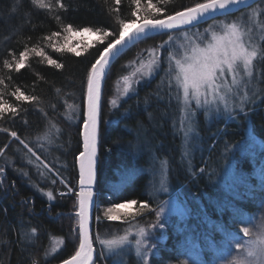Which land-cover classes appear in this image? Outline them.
Returning a JSON list of instances; mask_svg holds the SVG:
<instances>
[{"label": "trees", "instance_id": "16d2710c", "mask_svg": "<svg viewBox=\"0 0 264 264\" xmlns=\"http://www.w3.org/2000/svg\"><path fill=\"white\" fill-rule=\"evenodd\" d=\"M46 2L53 6L52 11L37 8L31 0H0V78L4 80L0 85V99L18 108L14 119L6 114V118L0 120V127L17 131L41 160L53 172H58L74 191L64 197L57 195V189H67L59 179L28 154L18 141H11L6 133H0V147L11 141V147L5 150L4 156H0V168L6 169L0 176V264H32L33 260L36 264H44L46 255L47 264H61L74 254L78 246V236L73 234L76 226L74 192L78 185L75 157L81 150L86 75L107 41L90 44L80 56L67 51L56 52L53 43H58L57 39L64 35L62 28L67 24L77 29L103 28L118 34V19H136L131 15L135 10L132 0H120L119 5L115 0H60L64 8L57 7L56 0ZM195 2L197 0H170L166 6H157L166 8L170 14ZM144 3L146 0H142ZM52 32L60 33V37L56 41L44 40ZM165 39L166 36H154L130 47L109 68L102 87L95 201L100 207H107L125 199L149 200L153 210H158L163 204L161 202H165L167 197L157 202L149 196L147 174L134 173L127 168L133 166L131 161L139 154L128 141L145 136L151 147L156 149V154L168 161L170 193L182 202L185 211L183 216L163 224L160 240L153 248L155 255L149 256L150 264H226L236 253L232 235L240 236L241 243L245 238L240 232L244 226L241 219L254 218L248 225L253 232L263 221L264 207L260 205L264 202V176L261 175L264 153L254 150L235 155V174L230 184L227 182L225 190L218 183H210L204 170L201 172L202 165L198 159L192 161V171L187 169V164L180 159L179 141L171 124L174 113L170 112L177 111V104L166 100L168 95H160L161 71L149 79L139 74L132 76L148 55L145 50L157 47ZM33 46L42 49L62 67L56 69L31 52L25 67L19 72L14 65L11 69L3 67L5 60L11 61L13 57L18 60L20 52ZM124 76L133 77L134 82L143 79L126 97L121 93ZM17 87L25 95L37 99L16 101L11 93ZM113 99L117 100L116 105L110 103ZM72 108L76 110L71 112ZM198 120V131L203 141L209 147L213 144L211 160L216 164L219 141L237 142L243 135L242 131L234 121L217 120L213 122L214 134L207 137L201 115ZM251 127L264 141V102L251 114ZM41 179L46 185L51 184L49 189L54 195L51 202L38 191L45 187ZM110 186L122 189L123 194L110 196ZM134 208L141 213L136 222L145 227L153 222L155 211H142L138 205ZM126 224L108 221L102 214L100 222L95 223V232L101 238L112 236ZM33 228L36 229L34 235ZM61 239L63 244L58 243ZM54 246L56 252H53ZM96 259L99 261L98 255ZM123 264H136L134 253L128 255Z\"/></svg>", "mask_w": 264, "mask_h": 264}, {"label": "snow or ice", "instance_id": "6c2138e0", "mask_svg": "<svg viewBox=\"0 0 264 264\" xmlns=\"http://www.w3.org/2000/svg\"><path fill=\"white\" fill-rule=\"evenodd\" d=\"M19 2V0H17ZM170 0H132L135 10L131 15L136 19L125 21L118 19V34L103 28H74L71 24L64 25L63 43H53L56 52H72L80 56L81 52L86 50L81 48L77 51L71 44L72 36H83L91 34L97 37V42L106 46L99 52L95 61L87 69L86 87L83 98L82 119L83 126L80 135L83 138V150L75 157L79 169V190L75 191L76 201L74 204V216L76 226L73 228V234L78 236V246L74 254L64 259L62 264H123V260L134 251L136 264H150L149 256L155 253L152 251L156 247L151 240L152 232L149 228L134 225L137 216L141 213L122 212V209H133L138 205L139 209L146 212L155 211V221L149 226L151 230L163 227L161 216L163 206L158 210L150 207L151 201H139L137 199H125L120 203H113L103 211L104 217L108 221H122L130 226L124 230L123 235L114 236L111 239L96 236L95 241L91 234V213L96 206L94 198V184L97 179L98 168V130L101 115V97L102 84L106 80L109 68L114 60L124 54L126 49L135 46L138 43L146 41L154 36H166L157 47L146 49L151 57L146 63L141 61V68L137 69L132 76L139 74L142 78H150L160 70L161 52L167 48L168 67L164 70L168 78V98L169 101L175 100L179 105L180 131L183 133L181 150L182 159L191 156V145L198 137V116L203 114L207 118L213 113H226L232 116L233 111L239 109L244 112L245 104L251 99L248 89L256 88L261 81H264V67H258V63L264 64V0H258V7L252 8L245 14L242 9L251 8L254 0H197L191 6L182 7L180 10H174L167 13L166 8L157 5H168ZM31 3L40 9L52 11V5L46 0H31ZM117 5L120 0H115ZM56 6L64 8L60 0H56ZM15 11V9H13ZM118 11V9H113ZM235 13H241L239 18L229 19ZM59 20L60 17L57 16ZM212 21L203 32L199 31V26L203 23ZM197 29L193 32L192 29ZM177 33L182 34V41L173 47L177 40ZM60 33L52 32L50 36H45L46 41H56ZM43 58L47 63L56 69L62 65L55 59L50 58L42 49L35 46L20 52L19 59L15 57L11 61L5 60L3 67L11 69L13 65L19 72L25 67L29 53ZM11 55V53H10ZM256 76L254 84L253 77ZM164 77H162L163 80ZM123 94L128 95L133 90L132 77H123ZM140 81H137L139 83ZM4 80L0 78V85ZM259 88L252 92L256 96ZM241 92L244 94L241 95ZM2 95V93H0ZM16 101L31 102L37 98L25 95L19 87L11 93ZM162 98V97H161ZM259 99H264L261 96ZM238 101V102H237ZM147 103V99L145 101ZM112 105L117 104V100L110 101ZM70 108L72 106H69ZM257 111V105L253 102L249 112L245 113V120L251 119V114ZM18 113V108L0 99V120L6 118V114L14 119ZM151 116V114H149ZM127 118V117H125ZM234 118V117H233ZM175 127V124L173 125ZM0 133H6L11 141H18L27 153L34 156L36 161L43 164L45 169L53 173L59 179L60 183L68 189V193L74 190L68 186L65 180L60 177L58 172H53L49 165L41 160L26 139L21 138L17 131L10 128L0 127ZM11 141L0 147V156L5 155V150L11 147ZM239 151V149H238ZM151 159L155 160L153 156ZM31 163V160L29 159ZM138 172L140 170H137ZM168 171V161H161V188L167 191L166 174ZM6 172L5 168H0V176ZM203 172V170H201ZM27 175V173H25ZM43 175V173H41ZM156 175L155 172L152 173ZM261 175L264 176V169H261ZM55 183V181H53ZM154 186V182H153ZM123 190L110 186V196L119 197ZM49 202L53 201V191L43 193ZM67 193L59 192L60 197ZM264 207V202L261 203ZM130 217V219H129ZM97 223L100 222L97 216ZM254 218L243 217L240 228L243 237L247 238L241 243V237L233 234L231 239L235 241L237 255L232 256L229 264H264V223L257 226V231L253 232L248 226ZM32 234L36 233L33 228ZM25 235H27L25 233ZM135 237V240L130 237ZM58 243L63 244V240ZM100 245L99 248L95 244ZM53 247V252H56ZM159 250V249H157ZM99 254V261L96 254ZM48 256H45L44 264H47ZM32 264H36L33 260Z\"/></svg>", "mask_w": 264, "mask_h": 264}, {"label": "rangeland", "instance_id": "374dc122", "mask_svg": "<svg viewBox=\"0 0 264 264\" xmlns=\"http://www.w3.org/2000/svg\"><path fill=\"white\" fill-rule=\"evenodd\" d=\"M253 6L251 8L244 9L243 12L245 14H247L248 12L251 11L252 8L258 7V5L254 6V7ZM240 15H241V13H239L235 16H232L229 19L239 18ZM259 18H264V17H258V19ZM211 23H212V21H210L205 26L200 25L199 31L203 32L204 29L207 28L208 25ZM192 31L195 32V31H197V29L194 28V29H192ZM176 35L178 38L175 41L173 47H175L176 45H178L182 41V34L177 33ZM62 37H63V35H61V37L57 39V42L60 44L63 43ZM96 41H97L96 36L91 35V34H85L83 36H72V39L70 42L74 47H76L77 51H81V48H86L90 44L95 43ZM167 52H168V49L165 48L161 52V56H160L161 64H160V70L159 71H161L162 77H164L162 82H161L162 86H161V91H160V95H162V96H167V93H168V78L164 72V70L168 67ZM149 59H151V57L149 55H147L145 57V59L142 61L146 63ZM257 63H258V67H264V64H261L260 62H257ZM139 66H140L139 68H141V64ZM129 77H131V76H129ZM142 80L143 79H139L138 81L142 82ZM253 82H254V84L256 82V76L255 75L253 77ZM136 84H137V81L134 82L133 77H132L133 90L130 91V93L135 91V85ZM256 88H259L260 90L257 91L256 96H252L251 94L253 91H256ZM256 88L250 87L248 89V94L251 97V99L246 102L244 112H240L239 109H236L235 111H233L232 116L230 117L226 113H223V111L221 110L220 113L211 114L207 118V121H208L207 123H206L205 116L203 114H200L202 119H203V124L205 127L204 130H205V134L207 135V137L214 134L216 128H215V126H213V122L217 121V120H220V121L223 120L226 122H230V121L236 122L237 125L239 126L238 129H240V131H242V134H243L241 136V138L238 139L237 142H229V143L224 142V143H222L223 141L221 140L222 142L220 143V141H219V155H218L216 164H214L211 160V152H212V145L213 144H211L209 147L207 145V143L203 141L202 134H200L199 131H198L197 139L191 145L190 152H191L192 158H191L190 162H189V159L187 157L182 159L181 143H182L183 133L180 131L181 112H180L179 105L176 103L177 104L176 105L177 111L176 110H174V112L169 111L171 114L174 113L171 124H172L173 133L178 138V141H179L180 159H182L187 164V169H190V171H192V169H193V162L192 161L195 160V158L198 159V162L201 163V165H202L200 170H204L205 177L207 179L209 178V181L211 184L218 183V185L223 190L228 188V187L226 188L227 182L230 184L229 181L234 177V174H235L234 156L235 155L241 156L242 154L245 153V151L246 152L249 151L252 153V151H254V150L262 151L264 153V141H262L260 138H258L255 135L254 131L252 130L251 119L245 120V118H244L245 113L248 112L247 109L252 106L253 102H255L257 106L260 105L261 103L263 104V102H264V99H259L261 96H264V81H261L258 85H256ZM121 93L123 94V88H122ZM243 94L244 93L241 92V95H243ZM128 95L123 94V97H126ZM166 100H169V98L167 97ZM172 101L176 102L174 99ZM73 110H76V109L75 108L70 109L71 112ZM174 124H175V127H173ZM222 130H220L219 132H221ZM129 143L131 146H134L135 148L138 149L139 154L134 159H132L131 163L133 166H131V168L130 167H127V168L134 171V173L136 172V173L147 174V176H148V194L152 199H154V201L160 202V201H162L163 197H167L165 202H161V203H163V204H161V206H163V213L161 216V222L164 224V223L168 222L170 219L183 216L185 214L184 213L185 211H184V206H183L182 202L175 195H172L170 193L171 189H170V185L168 182V171L166 174L167 191L160 190V188H161V183H160V181H161V176H160L161 161L166 160V158L159 157V155L156 154V149L151 147L149 140L145 136H139L136 141L129 140L128 144ZM238 149H239V151H238ZM153 156L156 157L155 160L151 159V157H153ZM168 168H169V165H168ZM137 170H140V171L138 172ZM153 172L156 173L155 176L152 175ZM130 174H131V171H130ZM41 182H44L45 187L39 188L38 189L39 192L44 193L46 191H51L50 190L51 189L50 183H49L50 185H48V184L46 185V182L43 179H41ZM153 182H154V186H153ZM45 188H46V190H45ZM43 189H44V191H43ZM107 207H109V206H107ZM105 208L106 207H103V206L100 207L96 203L95 212H94V222L95 223L97 222V219H96L97 216H99V218H100V216H102ZM121 211L122 212H134L135 208H133L131 210L130 209H122ZM155 219H156V217L154 216L153 222L155 221ZM137 223L140 226H142V224H140L139 222L134 221L133 222V231L135 230L134 225ZM151 223H149V226L151 225ZM261 223H264V214H263V221ZM129 226H130L129 224H126L121 229L120 232L115 233L112 236H106L103 238L111 239L114 236L123 235L124 230L126 228H128ZM149 226H146V227L143 226V227L149 228V231L152 232V235H151L152 242L157 243L158 239L160 240V237H161L160 233H162L163 227L160 229H155L153 231L150 229ZM256 231H254V232H256ZM97 235H98V233L94 232V230H93L92 237H93L94 241H95V238ZM130 239L133 240V242H134L135 237L134 236L130 237ZM245 239H247V238H244L243 241ZM95 247L99 248L100 245L98 243H96ZM132 253H134V251ZM96 255L99 256L98 253ZM234 255H237V251ZM231 258L229 260H227V262L230 261ZM227 262H226V264H229V262L228 263Z\"/></svg>", "mask_w": 264, "mask_h": 264}, {"label": "water", "instance_id": "95a60500", "mask_svg": "<svg viewBox=\"0 0 264 264\" xmlns=\"http://www.w3.org/2000/svg\"><path fill=\"white\" fill-rule=\"evenodd\" d=\"M258 3V0H254V2H252V4H251V6H253V5H255V4H257ZM242 10H244V9H242ZM236 14V13H235ZM234 15V14H233ZM208 22H210V21H208ZM203 24H205V23H203ZM203 24H201V25H203ZM127 50V49H126ZM125 50V51H126ZM115 61V60H114ZM113 61V62H114ZM113 64V63H112ZM111 64V65H112ZM111 67V66H110ZM104 83V82H103ZM102 87H103V84H102ZM82 126H83V124H82ZM82 126H81V130H82ZM82 145H83V138H82V136H81V150L80 151H82L83 150V148H82ZM75 164H76V161H75ZM76 169H77V175H78V190H79V169H78V166H77V164H76ZM94 189H95V184H94ZM77 190V191H78ZM94 198H95V192H94ZM94 212H95V206H94V208H93V210H92V213H91V234H93V230H94V232H95V222H94ZM62 264V263H61Z\"/></svg>", "mask_w": 264, "mask_h": 264}, {"label": "bare ground", "instance_id": "6f19581e", "mask_svg": "<svg viewBox=\"0 0 264 264\" xmlns=\"http://www.w3.org/2000/svg\"><path fill=\"white\" fill-rule=\"evenodd\" d=\"M256 5V4H255ZM252 7V6H251ZM207 23H209V22H207ZM77 190H78V185H77ZM61 191H63V192H65V193H67L68 194V189H65V190H63V189H58L57 191H56V193L58 194L59 192H61ZM70 194V193H69ZM59 195V194H58Z\"/></svg>", "mask_w": 264, "mask_h": 264}, {"label": "built area", "instance_id": "2783aa9c", "mask_svg": "<svg viewBox=\"0 0 264 264\" xmlns=\"http://www.w3.org/2000/svg\"><path fill=\"white\" fill-rule=\"evenodd\" d=\"M59 194V193H58Z\"/></svg>", "mask_w": 264, "mask_h": 264}]
</instances>
